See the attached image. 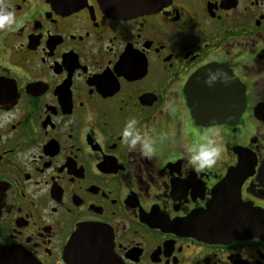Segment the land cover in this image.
Wrapping results in <instances>:
<instances>
[{"label": "flooded vegetation", "instance_id": "flooded-vegetation-1", "mask_svg": "<svg viewBox=\"0 0 264 264\" xmlns=\"http://www.w3.org/2000/svg\"><path fill=\"white\" fill-rule=\"evenodd\" d=\"M0 4L15 12L0 30V248L68 264L73 234L96 225L108 242L89 251L119 264H264L260 238L184 229L227 178L264 209V0H166L126 17L99 0ZM132 117L155 138L150 157L123 142ZM206 132L220 154L198 168L189 147Z\"/></svg>", "mask_w": 264, "mask_h": 264}, {"label": "water", "instance_id": "water-1", "mask_svg": "<svg viewBox=\"0 0 264 264\" xmlns=\"http://www.w3.org/2000/svg\"><path fill=\"white\" fill-rule=\"evenodd\" d=\"M99 1L102 7H105L113 16L126 17L153 11L166 0ZM217 70L220 69L216 67L206 69L203 72V77L209 75L210 72L217 73ZM225 83L224 88L232 93L237 89L238 79L228 76ZM205 88L210 89L207 86ZM213 89L216 91L217 97L223 95L221 86ZM224 102L219 100L217 104H223ZM206 105H212V103L206 99ZM193 116L195 119L199 118L198 106L195 104L193 106ZM222 118H224L223 114L219 115L217 119L213 115H210L207 119L216 122V120L220 121ZM227 184H229L228 178L219 183V186L212 192L213 197L206 205L207 208L199 210V212H195L188 217V223L184 225V229L199 240L207 242L222 243L234 239L243 240L254 237L264 241V209L243 202L238 190L230 189L228 191ZM107 237L106 231L99 226L81 227L73 234L66 245L64 253L66 262L68 264H119L116 258L107 250L103 252L89 251V248L93 246L104 247L107 245ZM0 264H34V262L31 256L20 249L0 248Z\"/></svg>", "mask_w": 264, "mask_h": 264}, {"label": "clouds", "instance_id": "clouds-1", "mask_svg": "<svg viewBox=\"0 0 264 264\" xmlns=\"http://www.w3.org/2000/svg\"><path fill=\"white\" fill-rule=\"evenodd\" d=\"M15 23V12L10 6L0 4V30L11 28ZM222 73V70H217ZM216 79V73L210 72L205 82L208 83ZM135 117L128 119L121 130L123 142L127 144L130 150L139 151L142 156L150 157L155 151V138L147 131H140L137 128ZM191 152L190 162L198 168H209L216 163L220 154V145L215 137L209 133H204L200 141L193 143L189 147Z\"/></svg>", "mask_w": 264, "mask_h": 264}]
</instances>
